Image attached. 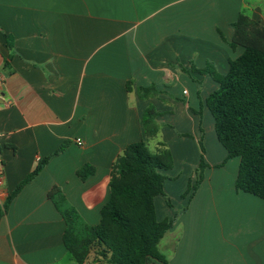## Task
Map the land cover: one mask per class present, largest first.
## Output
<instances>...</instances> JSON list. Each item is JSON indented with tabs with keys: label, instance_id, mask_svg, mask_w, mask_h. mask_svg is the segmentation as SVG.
I'll return each mask as SVG.
<instances>
[{
	"label": "crops",
	"instance_id": "crops-1",
	"mask_svg": "<svg viewBox=\"0 0 264 264\" xmlns=\"http://www.w3.org/2000/svg\"><path fill=\"white\" fill-rule=\"evenodd\" d=\"M242 11L264 25V0H0L8 196L51 157L0 221V264H76L48 194L60 188L88 225H98L115 161L145 139L149 104L174 158L164 172L172 208L163 196L155 199L163 205L161 213L156 206L159 221L176 217L160 253L168 264H264V200L236 189L239 158L218 167L228 153L205 104L218 84L198 72L210 67L225 75L243 53L231 46ZM150 86L162 94L141 100L137 88ZM202 155L208 167L189 200L183 196ZM87 164L95 174L83 181L77 172ZM92 259L87 264H107Z\"/></svg>",
	"mask_w": 264,
	"mask_h": 264
},
{
	"label": "trees",
	"instance_id": "trees-1",
	"mask_svg": "<svg viewBox=\"0 0 264 264\" xmlns=\"http://www.w3.org/2000/svg\"><path fill=\"white\" fill-rule=\"evenodd\" d=\"M232 28L231 46L242 47L243 53L230 62L225 75L211 71L210 67L198 72L211 75L218 84V89L205 101L215 121L217 139L228 153L218 167L239 158L236 189L264 200V25L242 11ZM8 47L12 45L8 43ZM131 86L129 82V91ZM137 94L147 101L159 98L162 92L150 86L138 87ZM159 116L155 106L149 104L142 118L145 139L128 145L115 161L110 198L100 210L98 225H88L60 188L49 192V199L65 221L63 243L76 264H87L92 258V262L107 264H168L159 251V243L174 227L176 217L159 221L155 199L163 196L172 208L164 191L167 176L162 172L173 168L174 158L164 142L157 143L155 154L148 147L149 141L160 134ZM67 146L68 142L64 143L54 155L63 153ZM50 158L42 160L9 194L0 207V221L14 198L43 171ZM207 167L202 155L195 178L183 197H194ZM94 174L95 168L89 164L77 172L83 181Z\"/></svg>",
	"mask_w": 264,
	"mask_h": 264
},
{
	"label": "built area",
	"instance_id": "built-area-1",
	"mask_svg": "<svg viewBox=\"0 0 264 264\" xmlns=\"http://www.w3.org/2000/svg\"><path fill=\"white\" fill-rule=\"evenodd\" d=\"M1 138L2 136L0 135V207H3L6 199L8 198V191L6 189L5 167H4V163H3L2 155H1ZM75 143L78 146L83 145V142L81 139H76Z\"/></svg>",
	"mask_w": 264,
	"mask_h": 264
},
{
	"label": "rangeland",
	"instance_id": "rangeland-1",
	"mask_svg": "<svg viewBox=\"0 0 264 264\" xmlns=\"http://www.w3.org/2000/svg\"><path fill=\"white\" fill-rule=\"evenodd\" d=\"M164 140H165L164 137L161 136V135H159L158 137H156V138L150 140L149 143H148V147H149V150L151 151V153L155 154L156 151H157V147H158L157 143H158V142H164V143H165ZM236 160H237V159H236ZM237 161H238V160H237ZM188 171H190V170H185L184 173L186 174V173H188ZM229 172H233V169H231V167H229ZM162 173L164 174V172H162ZM168 173H169V172H167V174H168ZM162 200H163V198H162ZM156 206H157L159 212L161 213V211H162V209H163V208H162L163 205H161V201H158Z\"/></svg>",
	"mask_w": 264,
	"mask_h": 264
}]
</instances>
